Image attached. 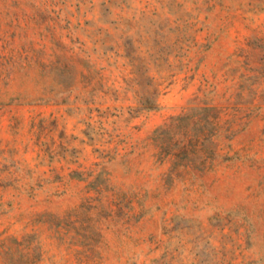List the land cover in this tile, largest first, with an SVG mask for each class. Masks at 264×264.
Here are the masks:
<instances>
[{"label":"rangeland","instance_id":"rangeland-1","mask_svg":"<svg viewBox=\"0 0 264 264\" xmlns=\"http://www.w3.org/2000/svg\"><path fill=\"white\" fill-rule=\"evenodd\" d=\"M0 264H264V0H0Z\"/></svg>","mask_w":264,"mask_h":264},{"label":"trees","instance_id":"trees-1","mask_svg":"<svg viewBox=\"0 0 264 264\" xmlns=\"http://www.w3.org/2000/svg\"><path fill=\"white\" fill-rule=\"evenodd\" d=\"M203 110H204V111H209V110H210V108H208V107H205Z\"/></svg>","mask_w":264,"mask_h":264}]
</instances>
